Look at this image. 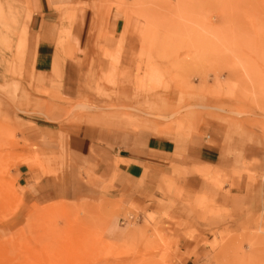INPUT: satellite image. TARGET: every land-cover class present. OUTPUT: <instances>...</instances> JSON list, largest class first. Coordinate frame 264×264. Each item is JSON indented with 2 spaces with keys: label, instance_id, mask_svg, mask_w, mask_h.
I'll return each mask as SVG.
<instances>
[{
  "label": "rangeland",
  "instance_id": "1",
  "mask_svg": "<svg viewBox=\"0 0 264 264\" xmlns=\"http://www.w3.org/2000/svg\"><path fill=\"white\" fill-rule=\"evenodd\" d=\"M86 7L81 68L43 76L27 56L34 0H0V264H264V0ZM85 127L174 150L138 200L114 193L112 170L98 201L29 206L20 183L74 174L65 138Z\"/></svg>",
  "mask_w": 264,
  "mask_h": 264
},
{
  "label": "crops",
  "instance_id": "2",
  "mask_svg": "<svg viewBox=\"0 0 264 264\" xmlns=\"http://www.w3.org/2000/svg\"><path fill=\"white\" fill-rule=\"evenodd\" d=\"M92 1L34 0L27 56L35 72L47 76L55 69L63 71L81 68L77 55L78 47L81 38L90 36L87 23L91 21L92 14L86 5H90ZM80 4L84 6L81 7ZM68 9H74L73 21L70 24L61 17V13ZM113 17L114 14H111L109 21H112ZM67 27L71 32V39L61 46L60 38ZM65 51H70V54H65ZM53 130L56 128L47 129L48 133ZM65 144L73 161L74 174L60 179L59 182L42 178L38 184L27 180L23 184L20 183L26 192L29 206H37L52 198L98 201L103 197L102 183L110 179L112 170L116 173L114 193L123 192L129 200H138L136 192L139 186L141 190V180H145L149 172H152V166L161 165L163 155L174 150L171 140L142 130L132 132L101 127H85L72 131L65 138ZM26 165L33 169L32 162ZM89 166L94 177L87 171L85 177L93 179L92 181L86 180L81 172ZM46 207L49 206L42 205L38 209Z\"/></svg>",
  "mask_w": 264,
  "mask_h": 264
}]
</instances>
